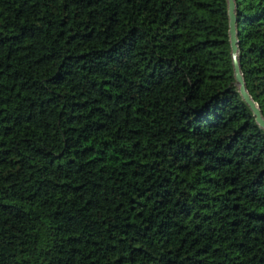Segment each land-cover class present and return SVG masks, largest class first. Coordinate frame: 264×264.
Wrapping results in <instances>:
<instances>
[{
  "label": "trees",
  "instance_id": "obj_1",
  "mask_svg": "<svg viewBox=\"0 0 264 264\" xmlns=\"http://www.w3.org/2000/svg\"><path fill=\"white\" fill-rule=\"evenodd\" d=\"M236 3L264 114V0ZM0 264H264L228 0H0Z\"/></svg>",
  "mask_w": 264,
  "mask_h": 264
},
{
  "label": "water",
  "instance_id": "obj_2",
  "mask_svg": "<svg viewBox=\"0 0 264 264\" xmlns=\"http://www.w3.org/2000/svg\"><path fill=\"white\" fill-rule=\"evenodd\" d=\"M229 2V16H230V41L232 47V57L235 69L236 83L239 87L240 93L246 103L252 109L257 123L264 129V114L257 101L254 100L247 87L246 78L242 70L240 62V41L238 37V17H237V3L236 0H228Z\"/></svg>",
  "mask_w": 264,
  "mask_h": 264
}]
</instances>
